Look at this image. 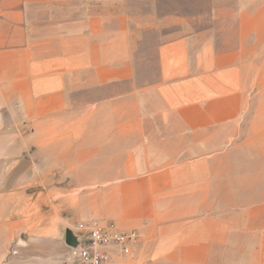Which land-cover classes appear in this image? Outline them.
<instances>
[{
  "label": "crops",
  "instance_id": "0c3cea01",
  "mask_svg": "<svg viewBox=\"0 0 264 264\" xmlns=\"http://www.w3.org/2000/svg\"><path fill=\"white\" fill-rule=\"evenodd\" d=\"M214 17L229 23L162 35L141 81L129 0H0V229L34 139L51 179L112 181L80 212L137 231L141 264H264L257 174L225 151L262 83L261 35L255 15Z\"/></svg>",
  "mask_w": 264,
  "mask_h": 264
},
{
  "label": "rangeland",
  "instance_id": "374dc122",
  "mask_svg": "<svg viewBox=\"0 0 264 264\" xmlns=\"http://www.w3.org/2000/svg\"><path fill=\"white\" fill-rule=\"evenodd\" d=\"M129 8L133 33L136 38L142 39L135 51L141 81H146L155 72L154 51L162 35L175 29H202L229 23L223 20L224 17H214L215 13L241 12L256 16V29L261 40L255 59L262 67L263 79L261 84L249 86L248 116L241 122L247 127L242 133L233 134L231 145L225 151L231 153L232 164L235 160L239 163L233 164L231 171L256 173L257 179L244 183L257 194L264 195V0H129ZM176 15L184 18L181 24L173 23ZM161 16L162 28L159 26ZM246 19L248 25L254 23L248 20V16ZM94 120V117H89V124L95 123ZM32 140L34 151L24 155L27 177L22 185L18 182L13 187L7 226L0 229V237L6 239V246L3 243L0 245V264H62L68 252L66 231L71 230L74 234L78 223L91 219L80 212L82 199L87 194L111 188L112 181L106 180L51 179L44 174L47 167L46 148H39ZM252 141L262 145L254 148L247 143ZM238 143L241 145L238 146ZM32 160L43 164L38 166L39 170L35 169ZM35 172L41 178L35 179ZM65 191L72 197L71 206L64 204ZM130 264H141L138 253Z\"/></svg>",
  "mask_w": 264,
  "mask_h": 264
},
{
  "label": "built area",
  "instance_id": "2783aa9c",
  "mask_svg": "<svg viewBox=\"0 0 264 264\" xmlns=\"http://www.w3.org/2000/svg\"><path fill=\"white\" fill-rule=\"evenodd\" d=\"M77 244L68 245L62 264H130L137 258L140 234L112 222H80L74 233Z\"/></svg>",
  "mask_w": 264,
  "mask_h": 264
},
{
  "label": "water",
  "instance_id": "95a60500",
  "mask_svg": "<svg viewBox=\"0 0 264 264\" xmlns=\"http://www.w3.org/2000/svg\"><path fill=\"white\" fill-rule=\"evenodd\" d=\"M66 243H67L68 245H76V244H77L76 237H75L74 234L71 232V230H67V231H66Z\"/></svg>",
  "mask_w": 264,
  "mask_h": 264
}]
</instances>
